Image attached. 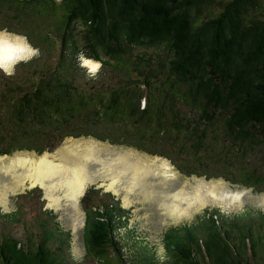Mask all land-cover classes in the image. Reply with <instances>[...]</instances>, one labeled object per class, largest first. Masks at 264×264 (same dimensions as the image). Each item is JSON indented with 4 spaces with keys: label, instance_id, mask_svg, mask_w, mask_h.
I'll use <instances>...</instances> for the list:
<instances>
[{
    "label": "trees",
    "instance_id": "16d2710c",
    "mask_svg": "<svg viewBox=\"0 0 264 264\" xmlns=\"http://www.w3.org/2000/svg\"><path fill=\"white\" fill-rule=\"evenodd\" d=\"M4 12L31 22L30 40L41 50L25 63L32 64V75L26 69L2 75L12 123L31 117L32 124H42L51 116L133 118L137 132L183 136L193 157L206 161L196 168L221 173L228 166L264 188V0H0ZM39 25L48 27L47 34L36 33ZM81 58L110 66L112 75L88 72ZM114 75L121 80L112 81ZM174 107L193 111L192 118L182 114L189 124ZM5 130L8 140L17 139ZM6 153L7 147L0 150ZM253 213L242 216L243 225L212 218L203 234L197 226L170 229L169 257L160 260L148 243L137 244L140 254L134 255L117 235L125 223L121 205H104L88 232V255L98 264H259L264 212ZM39 226L27 243L0 235V264H70L65 255L71 241L61 226Z\"/></svg>",
    "mask_w": 264,
    "mask_h": 264
},
{
    "label": "rangeland",
    "instance_id": "374dc122",
    "mask_svg": "<svg viewBox=\"0 0 264 264\" xmlns=\"http://www.w3.org/2000/svg\"><path fill=\"white\" fill-rule=\"evenodd\" d=\"M21 21L22 23H19L16 19H9L6 13L0 14V38L23 47L22 52L17 53L5 69L0 67L3 71L0 73V87L3 74L11 76L16 72L22 71L23 74L29 70V75H32L30 73L33 71L32 64L25 66V63L33 62L41 54L38 46L30 40L31 22L27 18H22ZM26 21L29 23L28 25H26ZM79 26V29L83 28L82 24ZM35 31L38 35L47 34L48 27L39 25ZM54 34L55 32H51V35L54 36ZM78 34L81 35V31ZM86 59L81 58V65L86 67L88 72L97 74L102 69L108 76L112 75L110 66H104L100 61H96L98 68L92 71L85 64ZM111 78L115 82L121 80L118 75L111 76ZM2 92L3 89L0 88V97L2 96L0 98V150H5L7 147V151L11 153L0 155V235L13 234L21 242L27 243L29 235L39 229L40 223L46 225L49 221L55 222L61 226L62 231L71 241L70 253L65 255L67 262L69 261L70 264H98L88 255L87 237L91 230L95 229V220L100 219V208H103L104 205L110 207L113 204L115 208L121 205L125 222L121 230L118 229L117 232L121 242L129 243L134 255L140 254L136 248L137 244L148 243L156 254V258L168 260L167 250L169 240L172 238L168 235L171 233L170 229H182L187 225H190L191 228L197 226L200 229L199 232L203 234L206 230L204 227L210 224L212 218H216L219 225L230 219L232 222L236 221L243 225L246 220L242 216H245V213L254 212L253 214H255L256 210L264 212V188L262 186L253 185L240 179L234 172L228 170V166L227 169H224L227 172L221 173L216 169L215 172H209L204 166L196 168V163L205 165L206 161L193 157L195 150L188 147L183 136L174 134L177 136L175 138L171 135H163L158 131L143 134L134 129L136 123L133 118L125 120L124 118L120 119V116H102V114L98 118L84 116L90 118L91 126L83 116H51L42 124H32L31 117L27 118V123H22L16 118L14 120L16 123H12L13 121L7 115L8 97L3 96ZM145 102L144 99V105ZM181 105L183 104L181 103ZM173 111L177 113V118L183 124H189L183 120V116L189 118H192L188 116L189 114L194 116L193 111H184L178 107H174ZM139 125L147 128L145 125ZM5 129L9 132L12 131L16 135L17 141L8 140L2 132V130L6 132ZM9 141H11L10 145ZM53 144L57 147L51 150L49 148L44 152L38 151V147L43 149L52 147ZM88 147H94L97 150L94 155L97 159L88 165L91 179L88 178L90 182L86 185L78 206L73 200L65 197L66 191L63 188L53 186L56 188L53 194L60 201L59 204L51 203L43 187L40 185L31 186L29 181L17 187L14 174L6 173L4 170L13 160L19 158L29 157L36 161V159L48 155L58 160L62 156V149L76 148L77 151H80ZM119 155L127 156L128 160L133 162H143L142 167L148 168L151 174L144 181L135 185H132L134 179L131 181L129 176H123L119 184L110 189L111 173L105 175L107 172L104 169L105 165L99 159L105 160L104 162H112L116 161L115 158ZM118 166L119 164L115 170L111 171H119ZM184 166H190L194 171H187ZM16 169L15 174H21L24 170L23 166ZM212 189L215 191L224 190L231 194H238L240 197L236 201V205L229 209L215 204V202H207V200L200 202V195H205ZM174 193H180L178 194L180 197H175ZM172 203L178 204L180 212L183 213L180 217L178 215L177 219L167 212V204L171 205ZM253 214L250 215L251 219L254 217ZM55 216H57L56 219ZM89 219H92L91 223H89ZM120 224L122 225V223ZM263 256L260 258L259 264H264Z\"/></svg>",
    "mask_w": 264,
    "mask_h": 264
},
{
    "label": "bare ground",
    "instance_id": "6f19581e",
    "mask_svg": "<svg viewBox=\"0 0 264 264\" xmlns=\"http://www.w3.org/2000/svg\"><path fill=\"white\" fill-rule=\"evenodd\" d=\"M22 49L23 47L16 46L12 44L11 41L0 38V62L12 60L13 57L15 58L17 53L19 54L22 52ZM85 64H87L92 71H95L98 68V62L93 61L92 59L87 58L85 60ZM95 153H97V150H95L94 147H88L80 151H77L76 148L68 150L62 149V156L58 160L53 159L48 155L40 157V159H36V161L31 160L29 157L19 158L13 160L10 165L5 167L4 170L6 173L14 174L17 180V184H15L17 187L28 181L31 186L40 185L43 187L46 190V195L51 200V203L59 204L60 201V199H57L53 194L56 190L53 186L63 188L66 191L65 197L73 200V202L77 204L76 206H78L80 197L83 196L87 187L86 185L90 182L88 178L91 179V176H89L88 173V165L93 160L97 159L95 158L96 156L94 157ZM115 159L116 161L112 162H104L105 160L99 159L100 162L105 165V172L107 171L105 175L111 173V185H109L110 189L117 186L123 176H129L131 181L134 179L132 181V185H135L144 181V179L151 174V171L148 168L146 169V167H142L143 162L141 161L133 162L128 160L127 156L123 155H119ZM120 162L122 163L120 164ZM118 164V169L120 168L119 171L112 172L111 170H115ZM21 166L24 168L23 172L21 174H15L17 170L16 168ZM215 189L210 190V192H208L209 194H203L204 197L203 195H200V202L202 200L215 202V204L224 206L227 209L236 205V201H238V198L240 197L238 194H231L220 189L215 191ZM178 194L174 193L175 197L179 198L180 195ZM5 197H7L6 194ZM77 209H79V207H77ZM180 211L181 210L178 204H167V212L169 214L171 213L174 218L177 219L178 215L180 217L183 214Z\"/></svg>",
    "mask_w": 264,
    "mask_h": 264
},
{
    "label": "water",
    "instance_id": "95a60500",
    "mask_svg": "<svg viewBox=\"0 0 264 264\" xmlns=\"http://www.w3.org/2000/svg\"><path fill=\"white\" fill-rule=\"evenodd\" d=\"M10 62H12V61L9 60V61H5V62H0V67L5 69L10 64Z\"/></svg>",
    "mask_w": 264,
    "mask_h": 264
}]
</instances>
